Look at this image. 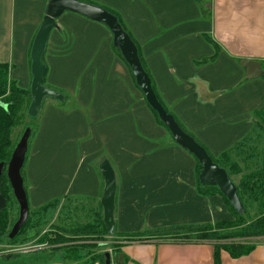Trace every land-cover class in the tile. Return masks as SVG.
I'll return each instance as SVG.
<instances>
[{
    "label": "crops",
    "instance_id": "crops-1",
    "mask_svg": "<svg viewBox=\"0 0 264 264\" xmlns=\"http://www.w3.org/2000/svg\"><path fill=\"white\" fill-rule=\"evenodd\" d=\"M91 1L120 14L161 99L211 154L250 132L264 110V0H210L208 18L197 0ZM48 2L0 0V62L24 89ZM57 23L44 58L50 84L65 88L72 104L49 102L41 117L25 163L31 209L63 197H90L98 208L105 185L99 166L107 159L121 233L232 219L222 195L198 192L196 158L157 122L130 67L113 51L109 29L72 12ZM245 59L260 61L263 75L246 79ZM122 250L127 264H214L208 242L131 238ZM28 253L39 255L27 264L69 261L47 248ZM221 264H264V241L239 258L222 250Z\"/></svg>",
    "mask_w": 264,
    "mask_h": 264
},
{
    "label": "trees",
    "instance_id": "trees-1",
    "mask_svg": "<svg viewBox=\"0 0 264 264\" xmlns=\"http://www.w3.org/2000/svg\"><path fill=\"white\" fill-rule=\"evenodd\" d=\"M81 1L101 5L91 0ZM197 1L201 6L203 16L208 18L210 0ZM103 7L119 18L123 29L134 40L138 47L142 65L151 78L153 89L167 112L173 114L181 128L206 148L161 99L156 84L144 63L138 43L120 14L112 8ZM111 46L115 54L124 60L120 50L114 47L113 43ZM126 64L128 65L127 62ZM47 74L48 68L43 79L44 85H46ZM133 78L135 80L134 75ZM30 101L29 89L20 87L17 81L11 78V66L8 63L0 62V163H4V165L9 163L18 143L17 138H14V132L22 123H24L22 134L27 128L31 130L28 158L33 138L38 131L37 126L33 125L37 118L28 117ZM149 108L157 122L167 128L160 120L157 112L150 106ZM25 118L30 120L24 122ZM167 130L169 131L168 128ZM206 150L209 152L207 148ZM209 154L215 163L226 169L236 184L239 198L245 208L244 214H238L216 186L200 184L198 176L201 165L196 159L198 192L204 196L222 195L233 215L232 219L206 224L159 227L135 234L121 233L115 228L113 236H108L101 203L96 208L93 199L90 197H63L52 199L38 208L31 209L30 216L20 234L10 239L9 233L16 220L12 216L13 209L10 206L15 203V198L7 174L4 173L1 185L5 187V195L9 200L8 210H11V213L0 217V241L14 244L21 238L20 241L38 238V242H48L49 247L47 249L54 253L64 252V259L69 260L67 264H106L105 255L107 252H111V255L115 256L116 264H118V257L123 252L122 248L125 242L130 241L131 238L133 240L135 238L142 240L157 238L162 242L179 243L208 242L214 246V264H221L222 250L228 252L233 258L248 255L258 244L252 240L264 237V110L257 112V121L253 124L250 132L233 147L222 151L218 156H214L211 152ZM22 175L26 180L25 165L22 169ZM24 187L28 196L27 183ZM77 201L81 204H78ZM47 228L48 230L45 232L44 230ZM9 257L11 255L5 256V258ZM76 260L79 262H75ZM126 260L124 255L123 264H127Z\"/></svg>",
    "mask_w": 264,
    "mask_h": 264
},
{
    "label": "water",
    "instance_id": "water-1",
    "mask_svg": "<svg viewBox=\"0 0 264 264\" xmlns=\"http://www.w3.org/2000/svg\"><path fill=\"white\" fill-rule=\"evenodd\" d=\"M65 12L79 14L92 21L102 23L109 29L113 37L112 43L114 47L120 50L124 60L130 66L136 83L145 96L146 102L157 112L160 120L172 134L175 143L187 150L199 161L201 165L198 176L200 184L203 186H216L223 196L228 199L234 210L238 214H244L245 208L239 198L238 188L226 169L215 163L206 148L181 128L173 114L167 112L153 89L151 78L142 65L138 47L134 40L123 29L119 18L101 5L81 0H49L45 17L37 30L30 49L31 84L29 93L31 101L28 108V117L31 119L38 117L46 98H51L57 102H63L65 100L63 93L43 84V79L47 73V65L44 62V57L49 39L52 31L59 29L57 19ZM261 65L262 63L260 61L242 60L241 66L246 69L245 78L255 79L261 77L263 75ZM30 134L31 130L27 128L17 143L8 163L7 175L14 195L20 205V217L9 234L10 239L14 238L20 232L21 228L26 224L30 213L29 200L21 173L27 159ZM2 168L3 163H0V175ZM99 169L105 184L101 198L104 222L107 235L113 236L115 232L117 192L115 171L107 159L101 162ZM0 203V208H3L5 200L1 196ZM105 257L106 264H112L111 253L107 252ZM123 262L124 255L121 253L118 257V264H123Z\"/></svg>",
    "mask_w": 264,
    "mask_h": 264
},
{
    "label": "rangeland",
    "instance_id": "rangeland-1",
    "mask_svg": "<svg viewBox=\"0 0 264 264\" xmlns=\"http://www.w3.org/2000/svg\"><path fill=\"white\" fill-rule=\"evenodd\" d=\"M263 69H264V66H263ZM45 84L48 87H50V88L53 87L52 89L63 93L64 95L67 96L66 98L68 99L67 90L65 88H63L62 86H57V85L50 84V80H49L48 74H47V77H46ZM73 99H74V97H73ZM49 102H55V104L58 107L62 106L65 109H67L66 107L70 108L69 106H70V104H72L69 101H68L69 102V104H68L67 100L66 101L64 100L63 102H57V101H55V100H53L51 98H46V100L43 103V106L41 108V111H40L36 121L33 123V125L37 126L38 131H39L40 123H41V121H40L41 117H42L43 113L45 112L46 105ZM72 102L74 104L75 99ZM28 120H30V119L29 118H25L24 122H27ZM23 125H24V123H22L14 132V138H17L18 142L20 141V139H21V137L23 135L22 134ZM38 131H37L36 135L38 134ZM77 203L81 204V202H78V201H77ZM47 230H48V228L45 229L44 231L46 232ZM37 239H33V240H30V241L29 240H24V239H23V241L18 240L14 244H9L6 241H3V242L0 241V254L3 255L4 257L6 255H11V257L6 258V260H4V262H5L4 264H27V262H25L26 259H28L29 257H36L39 254H37V253L36 254H33V253L24 254V253L30 252V251H33V250H37V249H42V248L44 249V248H48L49 247V243L48 242H45V243L38 242ZM252 241H255L256 243L259 244L260 242H263L264 239L263 238L262 239H260V238L258 239L257 238V239H254ZM16 254H19V256H16ZM75 262H79V260H76ZM70 263H71V261H70ZM112 264H116V259H115V256H113V255H112Z\"/></svg>",
    "mask_w": 264,
    "mask_h": 264
},
{
    "label": "flooded vegetation",
    "instance_id": "flooded-vegetation-1",
    "mask_svg": "<svg viewBox=\"0 0 264 264\" xmlns=\"http://www.w3.org/2000/svg\"><path fill=\"white\" fill-rule=\"evenodd\" d=\"M26 163V162H25ZM7 169H8V164L7 165H4V163H3V168H2V172H1V175H0V196L1 197H3L4 198V200H5V205H4V207L3 208H0V217L2 216V215H4V216H6L7 214H10L11 213V210H8L9 208V200H8V197L5 195V187H4V185H1V182H3V179H4V177H3V175H4V173L5 174H7ZM21 173H22V171H21ZM23 176V175H22ZM7 177H8V175H7ZM9 179V178H8ZM23 180H24V185L27 183L26 182V180L23 178ZM9 182H10V180H9ZM11 184V183H10ZM12 187V186H11ZM12 191H13V189H12ZM13 194H14V192H13ZM14 198H15V203L14 204H12L11 206H10V208L11 209H13V215L12 216H14L15 218H16V220H15V222H14V224L17 222V220L19 219V217H20V205H19V203H18V201H17V199H16V197H15V195H14ZM0 205H1V203H0ZM29 206H30V203H29ZM30 213H31V206H30ZM30 213H29V216H30ZM14 224H13V226H14ZM13 226H12V228H13ZM25 226V225H24ZM23 226V227H24ZM22 227V228H23ZM22 228H21V230H20V232L22 231ZM12 230V229H11ZM11 232V231H10ZM20 232L16 235V236H18L19 234H20ZM10 234V233H9Z\"/></svg>",
    "mask_w": 264,
    "mask_h": 264
}]
</instances>
